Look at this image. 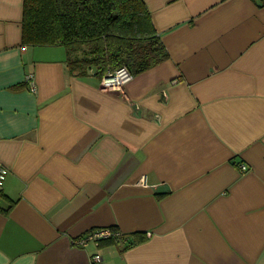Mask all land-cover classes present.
Segmentation results:
<instances>
[{"label":"crops","instance_id":"1","mask_svg":"<svg viewBox=\"0 0 264 264\" xmlns=\"http://www.w3.org/2000/svg\"><path fill=\"white\" fill-rule=\"evenodd\" d=\"M144 2L167 59L106 91L0 0V264H264V0Z\"/></svg>","mask_w":264,"mask_h":264},{"label":"trees","instance_id":"2","mask_svg":"<svg viewBox=\"0 0 264 264\" xmlns=\"http://www.w3.org/2000/svg\"><path fill=\"white\" fill-rule=\"evenodd\" d=\"M21 45L63 47L71 74L99 80L120 68L137 75L168 56L144 0H23Z\"/></svg>","mask_w":264,"mask_h":264},{"label":"built area","instance_id":"3","mask_svg":"<svg viewBox=\"0 0 264 264\" xmlns=\"http://www.w3.org/2000/svg\"><path fill=\"white\" fill-rule=\"evenodd\" d=\"M132 78V75L128 72L125 68H120L116 70L114 73L109 74L101 79V88L106 91H117L120 90V88L127 83ZM29 80H31L32 84V90H35V87L32 83L33 76L30 75L28 77ZM242 171L246 170V166L242 165L241 167ZM8 174V169L4 166L0 165V193L3 188L4 181L6 179V176ZM120 238L122 237V234L113 229H100L95 230L84 237H81L76 241V244L79 246H85L89 242H94L96 244H99L102 240L110 239V238ZM102 263V257L100 255H94L91 258V264H101Z\"/></svg>","mask_w":264,"mask_h":264},{"label":"rangeland","instance_id":"4","mask_svg":"<svg viewBox=\"0 0 264 264\" xmlns=\"http://www.w3.org/2000/svg\"><path fill=\"white\" fill-rule=\"evenodd\" d=\"M62 48H63V47H62ZM76 54H78V53H76ZM78 55H81V56H83V55H82V53H80V54H78Z\"/></svg>","mask_w":264,"mask_h":264}]
</instances>
